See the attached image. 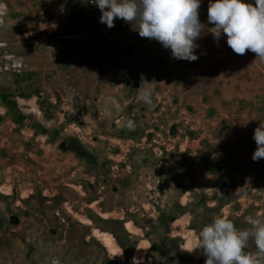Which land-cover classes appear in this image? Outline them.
<instances>
[{"label": "rangeland", "instance_id": "rangeland-1", "mask_svg": "<svg viewBox=\"0 0 264 264\" xmlns=\"http://www.w3.org/2000/svg\"><path fill=\"white\" fill-rule=\"evenodd\" d=\"M95 2L0 0V264H205L204 226L264 216V60L208 31L175 59Z\"/></svg>", "mask_w": 264, "mask_h": 264}, {"label": "clouds", "instance_id": "clouds-1", "mask_svg": "<svg viewBox=\"0 0 264 264\" xmlns=\"http://www.w3.org/2000/svg\"><path fill=\"white\" fill-rule=\"evenodd\" d=\"M102 15L100 22L112 28L116 18L136 24L142 38L160 42L171 49L175 59L196 61L197 40L208 31L219 41L227 36L228 46L237 55L254 52L264 60V0L255 4L246 0H215L208 8V28L199 18L201 0H96ZM138 99L153 104V89L142 82ZM129 130H135L133 122ZM257 149L252 159H264V122L254 132ZM249 228L238 229L227 217L214 218L204 226L198 238L187 248L188 253L201 250L205 264H264V216L247 218ZM253 240L256 252H245Z\"/></svg>", "mask_w": 264, "mask_h": 264}, {"label": "bare ground", "instance_id": "bare-ground-1", "mask_svg": "<svg viewBox=\"0 0 264 264\" xmlns=\"http://www.w3.org/2000/svg\"><path fill=\"white\" fill-rule=\"evenodd\" d=\"M260 77V76H259ZM259 84V83H258Z\"/></svg>", "mask_w": 264, "mask_h": 264}]
</instances>
